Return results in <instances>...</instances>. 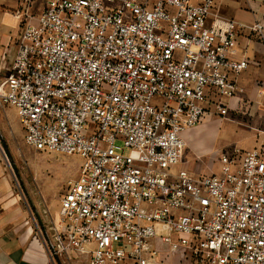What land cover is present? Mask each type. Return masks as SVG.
<instances>
[{
    "label": "built area",
    "instance_id": "obj_1",
    "mask_svg": "<svg viewBox=\"0 0 264 264\" xmlns=\"http://www.w3.org/2000/svg\"><path fill=\"white\" fill-rule=\"evenodd\" d=\"M215 3L49 0L38 15L16 12L0 102L26 145L82 159L39 231L52 257L159 264L164 244L191 264H264V137L221 152L218 174L172 170L207 107L226 116L244 92L249 61L232 51L244 25L211 20ZM248 28L264 41V25Z\"/></svg>",
    "mask_w": 264,
    "mask_h": 264
},
{
    "label": "crops",
    "instance_id": "obj_2",
    "mask_svg": "<svg viewBox=\"0 0 264 264\" xmlns=\"http://www.w3.org/2000/svg\"><path fill=\"white\" fill-rule=\"evenodd\" d=\"M48 1L0 0V84L7 76V67L15 54V43L23 31L24 24L16 12H22L23 8H27L31 15H38L45 9ZM200 1L192 0L193 3ZM217 17L236 20L244 25L237 33V42L232 51L233 57L246 58L249 61L248 68L238 79L244 92L228 100L229 112L241 110L248 104L254 119L258 124L264 125V41L260 35L248 28L255 23L264 25V0H216L214 17L211 20ZM211 107V105L207 107L202 121L207 122L211 118L209 115L216 114ZM5 122L13 130L18 131L22 128L15 109L0 102V123L3 125ZM204 131L205 125L200 123L186 132L184 134L186 144ZM182 163L184 167L181 169L195 174V171L191 170L190 162L183 160ZM27 218L12 178L0 157V264H62V261L65 264H88L89 255L52 257L39 232ZM158 228L161 229L160 226ZM159 249L156 263L192 262L190 254H182L181 251L171 252L164 244H160Z\"/></svg>",
    "mask_w": 264,
    "mask_h": 264
},
{
    "label": "rangeland",
    "instance_id": "obj_3",
    "mask_svg": "<svg viewBox=\"0 0 264 264\" xmlns=\"http://www.w3.org/2000/svg\"><path fill=\"white\" fill-rule=\"evenodd\" d=\"M209 116L207 122H201L205 131L186 144L181 161L172 168L174 172L184 167L185 160L190 162L194 175L218 174L217 157L221 152L252 149L263 140L264 125L254 119L248 104L226 116L214 113ZM3 125L0 123L1 161L12 178L27 221L37 232L45 233L44 216L58 214L61 198L68 183L78 177L82 159L77 155L36 151L25 144L22 128L16 131L7 122Z\"/></svg>",
    "mask_w": 264,
    "mask_h": 264
}]
</instances>
